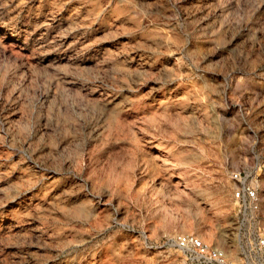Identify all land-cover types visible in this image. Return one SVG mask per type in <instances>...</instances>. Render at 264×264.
<instances>
[{
	"label": "rangeland",
	"instance_id": "374dc122",
	"mask_svg": "<svg viewBox=\"0 0 264 264\" xmlns=\"http://www.w3.org/2000/svg\"><path fill=\"white\" fill-rule=\"evenodd\" d=\"M264 228V0H0V264L237 260Z\"/></svg>",
	"mask_w": 264,
	"mask_h": 264
},
{
	"label": "built area",
	"instance_id": "2783aa9c",
	"mask_svg": "<svg viewBox=\"0 0 264 264\" xmlns=\"http://www.w3.org/2000/svg\"><path fill=\"white\" fill-rule=\"evenodd\" d=\"M250 173L237 172L238 186L233 192L241 220L237 227L240 248L237 260H231L221 246L206 242L195 233H176L169 236L166 246L180 256V264H264V228L257 223L261 199L259 186L249 181Z\"/></svg>",
	"mask_w": 264,
	"mask_h": 264
}]
</instances>
